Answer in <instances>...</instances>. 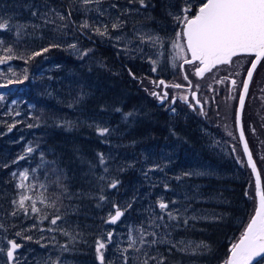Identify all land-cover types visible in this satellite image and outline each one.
<instances>
[{"label": "rangeland", "instance_id": "374dc122", "mask_svg": "<svg viewBox=\"0 0 264 264\" xmlns=\"http://www.w3.org/2000/svg\"><path fill=\"white\" fill-rule=\"evenodd\" d=\"M1 1L0 18L9 20L13 26L38 25L32 31L22 30L19 36L15 27L8 32H0V40L4 42L0 47V57L5 55L14 57L6 64L0 65V96H3L0 100V224L4 226L0 229V248L6 249L8 240H15L21 245L13 264H99L95 250L96 240L106 239L108 232H112L113 237L103 250L105 264H122L121 250L127 246L129 228L146 220L150 212L159 213L156 203L161 199L168 202L171 209L179 210V219L167 221L165 217V221L171 226L166 230L161 229L162 233H167V240L171 243L159 244L151 250L154 255H163L166 258L165 264L169 262L167 255L170 256L171 253L186 256L182 263L209 264L203 262L202 258L210 253L211 246L192 237L194 233L200 234L196 227L200 228L201 223L221 225L231 220L229 222L233 228L229 232L226 228L225 241L230 247L237 243L256 207L255 180L236 132L235 111L239 94L235 100L230 96L233 104L227 100V95L224 97L222 93L218 95L221 107L218 105L215 109L220 110L219 117L223 119L208 118L212 127L207 125V118L205 120L201 118V112L192 113L191 116L186 114L191 113L183 99L175 107L170 106V101L162 107L158 105L157 98L153 100L154 103L150 101L153 98L151 95L153 76L156 80L163 75L172 77L176 83H187L183 76L185 72L195 81L194 88L199 85L196 89H200L204 84H213L217 91L221 90V87L224 93L228 90L229 84L225 79L224 83L227 86L223 83L218 84L215 79L221 69L231 64L218 65L202 78L195 75L196 66L185 64L183 70L180 67L182 60L178 58V50L172 47V42L176 40L177 32L182 29V25L178 24L174 17L182 15L181 9L186 6L185 0H145L147 7H141L138 2L130 4L128 0H121L122 2L102 0L100 4L88 5L87 12L83 10L84 6L80 0H68L62 7L54 6L47 0L35 1L31 5L15 2L11 7ZM188 2L192 5V11L188 15H193L201 0ZM112 4L117 7H111ZM52 9L65 16L71 11L74 25L71 26L68 20L59 21L51 12ZM163 9L164 18L161 16ZM33 11L40 14L48 13V19L56 20V24H67V27L56 30L55 24L45 25L41 15L37 17L31 15ZM100 12L104 15L100 16ZM118 16L125 21L123 28L120 31L109 28V35L106 36L79 28L86 19L89 23L111 25ZM134 30L158 36L160 43L153 47L149 44L140 45L137 41L128 44L125 50L127 40L117 41L115 37L117 35L131 37ZM46 41L60 46L29 60L28 54L45 48L43 45H46ZM73 44L76 45L75 49L69 47ZM7 47H12L13 52H4L3 49ZM109 49L118 55L119 63L130 67L133 65L135 69H145V71L142 69L143 72L141 70L140 77L137 76L135 85L142 92L144 90L147 97L138 94L137 98L138 101L139 99L146 101L148 103L145 102L146 107L151 106L153 110L167 115L166 120L164 118L163 121L162 118L166 132L158 138L151 140L149 136L126 138L140 111L117 112L103 109L91 115L88 120L84 118L83 112L81 114L73 112L77 111V106L84 97L102 93L103 86L98 78V74L101 76L102 72H97L96 66L100 65L105 69L104 74L112 75L110 71H113L115 76H120L121 73L118 71H121V65H118L117 60L104 59L109 55L111 51ZM84 51H88V55L81 58ZM188 56L190 57L189 54ZM234 58L242 59L241 64L248 62L246 74L252 57L241 54L233 57V60ZM152 60L156 63L153 64ZM77 65L85 67L86 71L76 68ZM154 67L156 71L152 70ZM9 80L13 83H9ZM217 80L221 81L220 78ZM213 86L210 90L215 93L217 91ZM251 89V94L255 97L256 121H253L255 123L253 125L247 123V127L250 128L248 133L253 145L258 148L256 160L261 162L259 167L264 184V139L257 140L260 129L258 117L259 113L264 111V62L260 63L256 71ZM185 94L186 91L178 88L172 90V95L185 97ZM206 95L208 96V93ZM213 95L217 97V93ZM51 100H54V104L50 108L55 110L48 113L43 106L48 107ZM64 105L73 111L68 107L64 108ZM143 108L139 109L142 111ZM173 108L175 112L172 111ZM251 110L252 107L247 104L245 112L247 121L250 119ZM126 113H132V116L125 119ZM34 114H39L37 120L32 118ZM81 119L89 126H93L94 130L96 125L112 130L109 135L103 136L107 145L100 153L106 159L108 172L105 173L104 166H100L98 170L95 167L94 174L105 176L106 179L103 181L105 185L112 179L120 181L118 187L113 189L114 198L110 199L107 195L106 203L101 201L105 204L104 207L99 210H96V205L91 202L93 209L92 207L89 209L88 198L96 196L92 191L82 194L78 192L77 194L82 196L80 201L86 205L82 208L77 205L66 208V205H63L60 214L64 219L58 221L57 225H51L50 219H41L45 213L51 218L53 210L45 209L38 200L37 207L42 209L39 215L31 213L30 208L28 214L17 209L12 201L18 200L19 195L26 191L17 187L20 183L19 173L24 170L29 172V181L26 183L37 185L35 195L43 192L50 198L51 193L50 199L54 200L52 182H56L58 176L65 180L66 173L58 155L55 161L48 159L56 151L50 147L47 134L51 130V125H57L56 122H60L61 125ZM12 125L15 126L9 131ZM176 128H179L182 134L178 135ZM258 144L262 147L260 148ZM28 147H32L34 151L27 153ZM21 156L25 158L19 159ZM80 162L86 163L85 160ZM154 165H159V169L148 172L146 178L144 173ZM49 167L52 169L51 173ZM88 168L89 171L94 169L90 166ZM13 173L17 175L13 176ZM55 175L57 177L53 178L54 180H49ZM83 176L86 177L87 174ZM39 184H45L47 191L39 188ZM27 194L34 195V192L29 191ZM53 194L57 198L56 193ZM65 195L68 196L66 193ZM172 201L176 203L173 205ZM28 203L30 202H26V206ZM129 203L132 207L125 212L120 221L116 224L105 222L109 218V213L114 214V204L123 210ZM250 209L252 211L248 215ZM14 210L17 211L16 216L11 215ZM185 219L187 224L184 223ZM33 224L36 225L35 228L32 227ZM49 228L57 230L48 231ZM59 229L68 230L75 239L71 240ZM17 232L21 235L17 236ZM27 236H31L32 239H25ZM181 241L184 243L180 244ZM172 243H176L177 247L172 248ZM65 245L67 250L62 247ZM198 245L200 247H197ZM181 247H187L188 250L179 251ZM6 261V255L0 253V264H6ZM129 264H132L131 260Z\"/></svg>", "mask_w": 264, "mask_h": 264}, {"label": "snow or ice", "instance_id": "6c2138e0", "mask_svg": "<svg viewBox=\"0 0 264 264\" xmlns=\"http://www.w3.org/2000/svg\"><path fill=\"white\" fill-rule=\"evenodd\" d=\"M102 0H80V3L85 12L89 11L87 8L88 5L100 4ZM128 2L136 3L138 2L141 7H147L145 0H128ZM185 7L181 9L182 15L175 16V20L178 24L182 25L181 31L177 32L176 40L172 42V47L177 49V56L182 60L180 65L183 68L184 64L196 66L195 75L203 77L206 72H210L213 68H216L218 65H230L232 63L233 57L246 54L254 55L255 59L251 61V67L247 69V79L242 82V93L239 97L240 108H243L245 95L248 92L249 82L252 80L253 71L256 69L257 64L264 60V0H201V3L197 6L195 14L188 15L192 11V5L185 0ZM111 7H117L115 4H112ZM59 21L69 20L72 13L71 11L67 16L56 12L55 9H52ZM125 13H122V15ZM33 17L41 15L45 25L55 24L56 30L66 28L67 24H56V20L48 19V13L40 14L38 11H33L31 13ZM100 16H103L104 13L100 12ZM125 24V21L122 20L119 16L116 18V21L111 23H89L88 20H84L80 25V29H89L95 32L97 35L106 36L109 35V28L113 31H120ZM13 27L17 29V36L20 35V32L25 28L29 27L28 24H18L11 25L9 20L0 18V32H8ZM32 27H38V25H32ZM117 41L122 39L127 40L125 45V50H127V45L137 42L140 45L149 44L150 46H155L160 43V38L158 36L149 35L138 30H134L131 37H122L117 35L115 37ZM179 41H183L180 43ZM3 40H0V47L3 46ZM60 45H51V47H59ZM69 47L75 49L76 45H69ZM6 53H12V47H7L3 49ZM142 50V49H139ZM49 48H43L40 51L32 52L28 59H33L37 56L42 55L44 52H48ZM90 51V50H88ZM88 51L81 53V58L88 55ZM190 53V58L188 54ZM12 55H5L0 57V65L6 64L9 60L13 59ZM151 59V58H150ZM153 64L156 63L155 60L151 61ZM198 62V63H197ZM156 71L154 67L152 69ZM15 75V73H13ZM27 79V76H25ZM185 80H188V76H184ZM225 80L228 77L224 78ZM223 83V80L218 81ZM9 83L13 81L9 80ZM156 87L164 86L180 88V84H165L164 80L153 81L152 82ZM232 85H236V80L231 81ZM191 84V81H189ZM2 87H7V85H2ZM199 88V85L195 86ZM151 95L158 97L161 102L167 98L168 93H157L152 92ZM193 98L196 97V92L192 93ZM3 99V96H0V100ZM185 102L188 98L181 97ZM196 103L199 104L200 101L197 99ZM191 106V105H190ZM120 111V109H116ZM175 112V109H172ZM19 115V113H17ZM132 116V113H126L125 119ZM9 131H11V127ZM31 127V125H29ZM96 132L99 136H107L112 130L108 127H103L96 125ZM241 140L244 139L243 130L240 132ZM27 153H32L34 149L32 147L27 148ZM244 152L247 154V163L251 166L253 172L256 175L255 188H256V197L258 198L257 207L255 208L254 215L250 218L249 223L246 225L244 232L241 234L239 241L232 244L230 249V255L224 264H262L264 262V189L261 187V176L256 169V164L252 159V154L249 151L247 142L244 143ZM24 156L19 157V159H24ZM99 164L104 166L103 170L105 173L108 172L106 166V159L102 154L99 155ZM159 165H154L144 173L147 178L148 172L155 171L159 169ZM35 171V169H33ZM192 173H185V175H191ZM16 173H13V176H16ZM20 183L17 185L19 189H25L26 191L19 195L18 200L12 201L13 205L17 209L23 210L25 214H28L29 208L31 213L41 214L42 209L37 207V200L41 205H44L45 209H52L53 214L51 218L47 213H45L41 219L49 220L51 225H57L58 221L64 219L60 214V209L63 207V201L58 196L55 200H51L48 196L44 195L43 192L39 195H35V189L37 185L32 183H26L29 181V172L28 170L21 171L19 173ZM100 181L106 179L105 176H100L98 178ZM179 179V177H177ZM57 187L61 189V195L67 192V187L62 183V179L58 176L55 182ZM120 181L118 179H112L107 182V187L111 189H116ZM39 188L47 191V186L45 184H39ZM167 187V185H165ZM34 192V195H28L27 192ZM98 199L104 201L106 197L101 194ZM26 202L28 205L26 206ZM173 205L175 201L171 202ZM59 204V206H58ZM132 207V204L129 203L127 207L123 210L117 205H113L114 214L109 213V218L105 221L109 224H116L120 221L121 217L124 216L125 212ZM156 208L159 209V213L150 212L148 218L140 222L135 227H130L128 230L127 236V246L121 250L122 264H129V261H132V264H165V257L163 255H154L152 254V249L156 248L157 245L163 243H171L167 240V233H162L161 229H168L171 225L165 221H176L179 219V210H174L169 207V203L165 202L163 199L158 200L156 203ZM12 216L17 215V211L11 213ZM184 223L187 224V219L184 220ZM4 226L0 224V229ZM33 228L36 227L35 224L32 225ZM57 229L49 228L48 231H56ZM63 235L68 236L71 240H74L75 237L66 229H59ZM17 236H20L21 233L17 232ZM113 233L108 232L106 239H97L95 250L97 253V259L99 264H105V256L103 250L106 249L107 243L112 241ZM25 239L31 240V236L25 237ZM183 244L184 242H179ZM21 247L15 240L7 241V248H0V253H4L7 257L6 264H13L16 261L17 250ZM64 247V250H67V246ZM177 244L172 243V248H176ZM197 247H200L199 245ZM206 247V245L204 246ZM171 250V249H170ZM179 251H187V247H181ZM134 254V255H130Z\"/></svg>", "mask_w": 264, "mask_h": 264}, {"label": "trees", "instance_id": "16d2710c", "mask_svg": "<svg viewBox=\"0 0 264 264\" xmlns=\"http://www.w3.org/2000/svg\"><path fill=\"white\" fill-rule=\"evenodd\" d=\"M35 1L41 2L43 0H18V1L2 0L1 3H5L9 7H11L15 2H17L18 4L21 3L22 5L24 4L31 5ZM47 1L53 4L54 6L62 7V4L66 3L68 0H47ZM64 11L66 12L67 10ZM161 16L162 18L165 17L164 9L162 10ZM68 21L71 26L74 25V22L71 17ZM36 28L37 27H32V25H29V27L25 29L27 31H32L35 30ZM51 45L54 44H52L50 41H46V45L43 46H45V48L51 49L53 48L51 47ZM109 50H111L109 55H107L106 58L104 59H108V60L114 59L115 61L117 60V62L119 63L118 55L112 49ZM114 53L116 55H114ZM61 54L65 55V53H58V55ZM28 55L30 56L31 53H29ZM118 65L119 66L121 65V71L120 70L118 71V73H121L120 74L121 77L115 76L113 71H110L113 76L108 75L107 73L104 74L105 72L103 71L105 69H102L100 65L96 66L97 72L99 71L102 72L101 76H99L100 73L98 74V78L100 79V82L102 83L103 86L102 93H95V94L93 93V95L91 94L84 97L81 101V104L77 106V111H73L70 107L66 105H64L63 107L64 108L68 107L75 113L80 112L81 114V112H83L84 118H87V120L92 117L91 115L99 113L103 109L110 111L116 109H120V111H124V110L140 111V113H137L135 122L132 123L130 132L128 133L126 138L137 139L140 136L142 137L149 136L150 140L158 138L160 135L163 134V132H166V129L163 126L164 125L163 121L164 118L166 120L167 115L158 112L156 110H153L151 106L146 107L145 104L146 101L144 102L142 99H139L138 101L137 98L138 94L140 96L147 97V94L144 92V90L142 92L139 89V87L135 85L137 81V76L140 77L141 70L143 69L145 71V69L144 68L135 69L133 65L130 67L128 65H123L121 63H119ZM76 68L86 71L84 70L85 67L83 68L80 67L79 65H77ZM90 69L91 68H89V70ZM85 73L87 74L88 72ZM92 73L94 74V72ZM133 76H135V78ZM149 98L147 99L150 100ZM49 102L50 104L48 107L43 106V109L46 110L48 113L53 112L55 110L50 108L54 104V100H51ZM138 107L139 108L144 107V108L141 111ZM37 117L39 118V114H34L32 116L34 120H37L38 119ZM258 121L261 132L260 129H258L259 135L257 136L258 137L257 140H260V138L264 139V111H261L259 113ZM56 123L57 125H51L50 127L51 130L47 134V140H49L50 147L56 151L53 155L49 156L48 159H52L53 161H55L57 159V155L59 156L60 164L63 166V169L65 170L66 173L65 180H62V183L67 187L66 194L68 196H66L65 193L61 195V189L57 187V184L55 182H52L54 186L53 192L56 193L57 197L58 196L60 197V199L63 201V205H66V208H69V206L74 207L75 205L82 208L86 205V203L80 201L82 199V196L78 195L77 193L79 192L82 194L85 193L86 191H92L96 197L92 199L88 198L87 207L91 209V207L93 206L92 204H94L96 205V210L101 209L102 207H104L105 204L98 199L99 195L103 194L106 197V199L104 200L105 203L107 201V195L110 199L114 198V190L113 189L108 190L110 188H108L103 181H100L98 179L100 177L98 173L96 172L97 174H94L95 167L96 170H98V168L101 166L99 164L98 158L102 151L101 149L103 147L105 148V146L107 145L105 141V137H100L97 134L96 130L92 128L93 126H89L88 123H85L82 119L70 123H61V125H59L60 122H56ZM172 125L174 127L175 123L173 122ZM126 128L129 130L128 127ZM176 131L178 135L182 134V131L179 128ZM249 138L250 141H252L250 135ZM258 146L260 148L262 147L259 144ZM254 148L255 145L252 144V150L254 152L255 158L257 159L256 151H258V148L257 146L255 149ZM79 159L85 160L86 163L80 162L82 160ZM257 163L258 165H261V162L257 161ZM88 166L94 169L92 171H89L90 168H88ZM49 169L51 173L52 169L50 167ZM84 174H87V176L84 177L83 176ZM56 177L57 175H55V177L54 176L50 177L49 180L53 178L55 179ZM53 192H52V197L55 200L56 197L53 194ZM50 198H51V193H50ZM242 203L243 202H241V204ZM251 211L252 210L250 209L248 215L251 214ZM229 221H226L225 224H221V225L201 223L199 224L201 225L200 228L198 226L196 227L197 229L200 230L199 232L200 234L194 233L192 234V237L198 238L202 242L208 243L211 246L210 253L205 254V256H203L202 258L203 262L209 264H222L227 260L230 254L231 247L230 245L228 246L229 243L225 241L226 239L225 230L227 228L229 232L233 228L232 223ZM167 257L168 259H170L167 264H186V263H182V261L186 258V256H184L183 254L181 255L178 253L175 254L171 253L170 256L167 255Z\"/></svg>", "mask_w": 264, "mask_h": 264}, {"label": "flooded vegetation", "instance_id": "af4514ba", "mask_svg": "<svg viewBox=\"0 0 264 264\" xmlns=\"http://www.w3.org/2000/svg\"><path fill=\"white\" fill-rule=\"evenodd\" d=\"M250 57H252V61H253V59H254L255 56L254 55H250ZM235 59L236 58H234V60ZM234 60H232V63H231V65L229 67H225V68L221 69V72L219 73V75L216 76V79H215V81L218 82L217 79L220 78V80H223V84L225 86H227V84L224 83V78L225 77H228V79H226V82L229 84V86H228V90H226V93L223 92L222 87L220 88L221 90H218L217 91V88H215L213 86V84L212 85L204 84V85H202L200 87V89L194 88L195 81H193V79L187 73H185V72H183V76H185V75L188 76V80L186 81L187 83H183V82L182 83H176V82H174L172 80V77L170 78L169 76H163V75L160 76L157 80L155 78H153L154 77L153 76L151 78V81L152 82L153 81H157L158 82L159 80H164L165 81V84H168V85H172V84H180V85H182V87H180L178 89L179 90L186 91L185 96L188 98V100H187V102L184 101V103H185L186 106L189 107V112L191 113V114H189V113H186V114H188L189 116H191L192 113L195 114V113L201 112V114H202V117L201 118L204 119V120L207 118V120H206L207 121L206 122L207 125H209V126L212 127L211 123L208 121V118H211L212 120H215V118H217V119H223L222 117H219L220 110L217 109V111H216V109H215V107L218 106V105L221 107V104H220L221 101L218 99V95L220 93H222V96L223 97L227 95L228 96L227 97V100L229 102H231L232 104L234 102L230 98V96H233L234 97V100H235L236 95L239 94V96H238V103H239V97H240V94H241V91H242V82L245 80V77H246V74H247V72L245 74V70H246V65L248 66V62H247V64H241L240 63V60H242V59L238 58L235 61ZM261 62H264V60H261ZM250 65H251V63H250ZM259 65H258V67H259ZM258 67H257V69H258ZM257 69H256V71H257ZM205 74H207V73H205ZM244 74H245V77H244ZM255 74H256V72H255ZM255 74H254V76H255ZM243 77H244V79H243ZM199 78H202V77H199ZM232 80H236V85L235 86L232 85V83H231ZM189 81H191V84H189ZM216 82H214V83H216ZM252 82H253V79H252ZM252 82H251L250 88L248 90L247 99H246V101L244 103L245 105H244V112H243V125H244V130H245V133H246V136L248 138V142H249V145L250 146L253 143H252V141H250V138H249V135L250 134L248 132H250L249 131L250 128L248 129L247 123H248V125L249 124L253 125V124H255V123H253V121H256V118H255L256 117L255 97H253V95L251 94ZM218 84H220V83H218ZM189 85H191V90H189V88L187 87ZM211 86H213L214 89H216L217 92H215V93H217V97L215 95H213L215 93H213L212 89L210 90ZM174 89H177V88H174ZM151 90H152L151 93L152 92H157V93L167 92L168 93L167 98L164 99L163 102H161V100L158 97L152 95L153 98L151 99V101H153V100L155 101V98H157L159 100L158 101V105L161 106V107L164 106L167 103V101H170V106L173 104V107L177 106L178 103H180L182 101V99H181L180 96L172 95L173 87H167V88H165L164 86L155 87V85L152 83ZM194 90H197L198 91L199 99L203 102V108H204V110H201L194 103V100H193V98L191 96V94H192V92ZM201 91H202V94H201ZM204 91H205V95H204ZM206 93H208V96L206 95ZM188 95H190V96H188ZM209 98H210V100H209ZM215 101H216V103H215ZM211 102H212V105L213 106H211ZM222 102H223V99H222ZM238 103H237V106L236 107H238ZM247 104H249L252 107V110L250 111V114H249L250 119H248V121H247V117H246V113H245L246 112V105ZM235 113H236V116H237V109H236ZM236 116H235V125H236ZM252 129L254 131H256L255 128H252ZM236 132H237V128H236ZM239 142H240V140H239Z\"/></svg>", "mask_w": 264, "mask_h": 264}, {"label": "water", "instance_id": "95a60500", "mask_svg": "<svg viewBox=\"0 0 264 264\" xmlns=\"http://www.w3.org/2000/svg\"><path fill=\"white\" fill-rule=\"evenodd\" d=\"M189 55H190V53H189ZM190 58V57H189ZM254 59H255V57H254ZM253 59V60H254ZM198 63V62H197ZM185 65V64H184ZM184 65H183V68L182 69H184ZM257 66H258V64H257ZM250 67H251V65H250ZM249 67V68H250ZM256 69H257V67H256ZM256 69L253 71V76H252V79H253V77H254V74H255V72H256ZM245 79H247V74H246V77H245ZM251 82H252V80L249 82V86H248V90H249V88H250V85H251ZM188 88H189V90H191V85H189V86H187ZM243 90V89H242ZM195 92H196V97L195 98H193V95L191 94V96H192V98H193V100H194V103L201 109V110H204V108H203V102L199 99V94H198V91L197 90H194ZM193 93V92H192ZM241 93H242V91H241ZM248 93V92H247ZM241 95V94H240ZM247 95V94H246ZM246 95H245V98H246ZM188 96H190V95H188ZM199 100L200 101V103L199 104H197L196 103V100ZM244 102H245V99H244ZM239 105H238V107H237V116H236V128H237V133H238V136H239V140H240V144H241V147H242V151H243V154H244V156H245V159H246V161H247V154L244 152V143L245 142H247V144H248V148H249V151L251 152V154H252V159H253V161H254V163L256 164V169H257V171L260 173V176H261V187H262V189H264V185H263V179H262V175H261V172H260V169H259V166H258V163H257V161H256V159H255V157H254V154H253V152H252V150H251V147H250V145H249V143H248V140H247V137H246V133H245V130H244V125H243V108L241 109L240 108V102L238 103ZM194 106V105H193ZM171 107H173V104L171 105ZM243 107H244V105H243ZM241 130H243V133H244V139L243 140H241V138H240V132H241ZM249 166V165H248ZM249 168L251 169V172H252V175H253V178H254V180L256 181V175H255V173L253 172V170H252V168H251V166H249ZM256 200H257V203H258V198L256 197ZM257 207V206H256ZM254 215V214H253ZM249 223V222H248ZM239 241V240H238ZM19 250V249H18ZM18 250H17V252H18ZM224 264V263H223Z\"/></svg>", "mask_w": 264, "mask_h": 264}, {"label": "bare ground", "instance_id": "6f19581e", "mask_svg": "<svg viewBox=\"0 0 264 264\" xmlns=\"http://www.w3.org/2000/svg\"><path fill=\"white\" fill-rule=\"evenodd\" d=\"M259 64H260V63H259ZM259 64H258V65H259ZM257 67H258V66H257ZM206 73H208V72H206ZM247 94H248V93H247ZM246 99H247V95H246L245 101H246ZM244 103H245V102H244ZM238 105H239V104H238ZM244 105H245V104H244ZM243 112H244V107H243ZM193 126H194V125H193ZM198 128H199V127H198ZM194 129H195V128H194ZM194 133H195V132H194ZM246 137H247V136H246ZM200 139H201V138H200ZM247 140H248V138H247ZM207 143H208V142H207ZM258 166H259V165H258ZM259 169H260V167H259ZM250 170H251V169H250ZM260 172H261V170H260ZM261 175H262V173H261ZM262 179H263V177H262ZM256 206H257V203H256ZM255 208H256V207H255ZM254 212H255V209H254ZM254 212H253V214H254ZM253 214H252V216H253ZM252 216H251V217H252ZM249 221H250V219H249ZM249 221H248V222H249ZM247 224H248V223H247ZM222 264H223V263H222Z\"/></svg>", "mask_w": 264, "mask_h": 264}]
</instances>
